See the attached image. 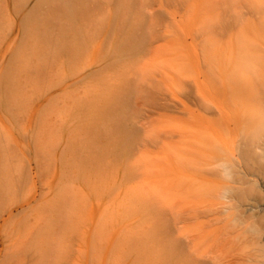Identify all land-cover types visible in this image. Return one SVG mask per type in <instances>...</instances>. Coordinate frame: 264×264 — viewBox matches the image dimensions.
<instances>
[{
  "label": "rangeland",
  "instance_id": "374dc122",
  "mask_svg": "<svg viewBox=\"0 0 264 264\" xmlns=\"http://www.w3.org/2000/svg\"><path fill=\"white\" fill-rule=\"evenodd\" d=\"M244 121L264 0H0V264H214L226 183L264 226Z\"/></svg>",
  "mask_w": 264,
  "mask_h": 264
},
{
  "label": "bare ground",
  "instance_id": "6f19581e",
  "mask_svg": "<svg viewBox=\"0 0 264 264\" xmlns=\"http://www.w3.org/2000/svg\"><path fill=\"white\" fill-rule=\"evenodd\" d=\"M238 126L243 129V137L246 141L245 143L248 148L246 152L244 151L242 159H237L238 162L234 163L235 166L237 165L241 168L244 163L249 161V150H251L252 148L263 150L264 123L260 125V123H255L253 121H244L241 124H238ZM255 127L256 131L254 129ZM260 127L262 132L258 131ZM221 163L220 164L223 166L222 168H224L223 173H225L227 177L231 176L232 173L230 171V167H228L229 165L223 161ZM220 168L221 166L219 167V169ZM217 169L218 168H216V170ZM216 170H214L213 172H215ZM219 172L222 173L221 170ZM247 173L248 171L244 168V176H248ZM209 182L213 183L216 187L220 184L217 179H206V183ZM236 189L237 188L235 187L232 188L231 184L229 185L226 183L223 191L219 193L220 198L227 200V202L218 199L217 208H215L222 215V217L220 216L218 218L219 222L215 224L216 226L212 231L216 237L214 238L217 240L215 247L217 248V251L214 250V253L212 254V256H210V250L208 247L206 248L204 255L207 254L208 261L209 259H212V262L214 264H264V226H260L262 225V223L260 224L259 221L256 219L261 214L258 212V210H256L258 209V203H256V206L253 205L255 208H251L250 214L246 211L242 212L241 207H239L240 205H236V203L238 202L236 201L235 204L233 202L234 200H237L235 198L236 196H234V193H236ZM235 209H237L238 212L235 211ZM223 216H225V218ZM206 228L204 229V237L207 241L210 231ZM204 257L206 258V256Z\"/></svg>",
  "mask_w": 264,
  "mask_h": 264
}]
</instances>
